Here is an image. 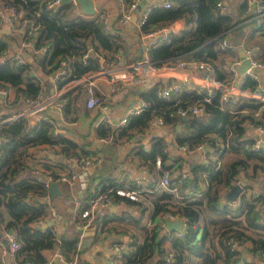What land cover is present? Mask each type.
Listing matches in <instances>:
<instances>
[{
    "label": "trees",
    "instance_id": "obj_1",
    "mask_svg": "<svg viewBox=\"0 0 264 264\" xmlns=\"http://www.w3.org/2000/svg\"><path fill=\"white\" fill-rule=\"evenodd\" d=\"M45 1L0 0V10L13 19H33L36 29L30 32L27 25H24L18 35H27L35 50L45 48L40 53V62L49 65V71L54 72L60 59H66L67 79L77 78L97 69L99 65L93 55L83 56L88 48L103 58L112 57L117 42L116 34H108L102 30L97 14L83 13L77 3L71 2L59 3L54 8L46 9ZM166 1L169 2L168 7L159 3L148 8L144 22L139 25L140 31L144 33L166 27L179 16L186 19L187 28L177 35L169 33L165 42L151 44L147 50L149 60L156 65L176 59L207 60L216 79L227 77V65L221 61L220 67L216 68L212 60L217 53L226 51L220 50L217 42L223 35L234 36L238 29L235 25L240 19L220 10L215 5L218 0ZM262 4L264 11V0ZM251 31H259L264 36V14L262 23L254 26ZM7 44L8 41L0 38V55ZM260 46L262 54L259 56L264 57V43ZM25 70L26 63L14 66L7 61L0 66V87L14 91L16 101L13 100L11 104L17 109L21 106V103L16 104L19 94L33 95L39 89L29 75L22 76L26 74ZM255 85L256 81L250 75H243L240 82L242 88L253 91ZM156 88L154 85L140 92L141 98L147 100L149 105L137 115L131 116L119 135L123 133V137H127L132 130L138 132L144 129L148 120L158 114L162 116L164 123H170L177 142L185 144L189 150L197 144H207L211 150H218L219 156L227 151L237 156L217 168L202 163L192 165L189 168L193 178L191 183L196 185L199 173L205 174L203 191L194 196L188 193L175 196L168 190H157L154 184L159 175V171H154L151 167L156 155L160 158L161 168L169 172L168 187L178 188L182 181L177 166L164 163L166 155L161 145L152 144L146 151L141 148L135 150L134 153L151 174L153 181L148 188H153L156 196L152 200V210L148 216V221L152 223L150 226L145 223L140 225L141 213L133 216L125 214L127 223L131 226L132 223L135 224L142 238L140 241L136 238L134 229L129 233L124 231L127 247L120 264H146L145 260L153 255L158 257L155 263L161 264V257L165 252L164 239L159 234L160 224L155 222L157 216L165 210L173 211L186 219L181 236L172 238L167 245L173 253L170 264H235L237 259L242 260L241 264H247L240 258L237 250L228 249L224 241L229 237L248 240L253 250L264 253V207L258 204L259 201L262 202V197L251 194L247 196L245 191L240 192L237 200L235 199L237 205L229 207L224 194L235 181L247 174V168H250L252 175L258 172L262 174L264 171V148L252 149L254 140L245 136V127L249 124L253 126L256 122L252 115L260 101L239 97L237 100L219 102L215 94L204 103L201 113L182 119L174 114V108L178 105H190L199 100L201 95L181 92L176 98L164 100L156 96ZM76 92L83 95L81 88ZM8 102L7 96L3 98L0 110ZM1 112L2 117L11 114L10 111ZM168 112L172 114L168 115ZM176 124L179 125L177 131ZM51 129L52 125L40 117L16 116L0 124V230L2 234L3 231L12 232L20 244V248L13 254V264H43L44 252L54 245L66 259H69L68 253L76 252V237L60 236L57 239L49 228L41 229L33 225V221L46 213L47 205L42 200V196L46 195V187L38 175L30 172V165L25 161L28 148L40 144L57 145L58 152L67 159L69 156L85 157L83 152L86 149L80 148L77 151L76 148L88 144L77 143L72 138L58 134L52 135ZM109 129L99 125L94 128V132L102 136ZM110 184L102 185L100 192H105ZM139 199L123 201L138 203ZM174 199L175 203L170 201ZM144 208L141 205V210ZM196 221L201 222L198 228L192 227Z\"/></svg>",
    "mask_w": 264,
    "mask_h": 264
},
{
    "label": "crops",
    "instance_id": "obj_2",
    "mask_svg": "<svg viewBox=\"0 0 264 264\" xmlns=\"http://www.w3.org/2000/svg\"><path fill=\"white\" fill-rule=\"evenodd\" d=\"M163 1L164 0H138L137 5L140 2L144 3L140 5L137 11L136 5L129 20L124 24H119L116 20V13L119 11L116 0H91L95 15L100 12H105L106 23L113 27V30L116 32L115 36L117 37V42H133L138 50L143 46L152 44L154 40L153 36H143L137 26L136 19L138 17V11H141L146 6L150 7ZM67 2H70V0L59 1V3ZM220 2L222 3V11H227L233 18L238 17L240 19L239 23L235 25L238 29L234 36L231 37L230 34V39L233 37L239 38L241 48L257 43L259 45V55H261L262 50L260 44L264 43V36L259 31H251L254 24L251 17H246L242 14L240 1L220 0ZM6 17L7 16L1 13L0 10V38L8 41L7 47L4 50L9 53L17 51L23 58V63H26V74H22V76L29 75L31 80L38 84V90L43 93L51 92L55 87L52 81V70L49 71V65L40 62V53L42 51L40 52V50L33 49L32 44L30 46H23L21 40L24 34L20 37L18 33L22 31L24 26L18 27L14 23L10 24L7 22ZM166 28L169 30L170 34L177 35L187 28L186 19L179 16L173 19ZM238 32L241 34L239 35ZM7 34H10V36H6ZM36 52H38V54ZM235 57H238L237 51L232 46V48L226 49V51L217 53L212 63L216 65V68H219L221 61L227 65L228 62ZM253 72L256 77L255 90L264 95V68H258ZM243 75L244 74L238 75L236 86L241 87L240 82ZM196 76L197 72L195 69L184 67L169 74H164L161 71L160 74L150 75L143 81H135L122 86L114 92H109L104 85V81L98 80L93 86V90L107 103L111 117L117 119L122 116L125 110L133 105L137 99H143L139 95L140 92L145 91L151 86L156 85L159 87L170 80H181L185 77L195 78ZM243 89L249 90L248 88ZM76 94L77 92L75 95ZM75 95H73V99L74 97L78 98L80 103L74 104L73 107L72 104H70L71 107L69 108L70 105L67 107L66 110L68 115L66 119L61 120L57 110L53 107L42 112L39 116L41 119H43L42 117H46L52 127L56 129V133L52 135L58 134L65 138H72L74 141L81 144L88 142V144H84L83 147L78 146L79 149L76 148V150L78 151L80 148L83 150L86 149L83 155H97L99 157V160L86 170L88 173V180L86 189L83 191L82 197L80 198H85L93 192H100V187L102 185H107L109 183L121 184L125 180L131 183L140 180V185L144 188L139 194L140 199L138 203L113 201L92 218L96 219L94 224L92 223V219L88 223L83 222L77 216V211L72 202L68 186L66 183L55 179L56 175L60 172L74 167L73 161H68V159L63 158L58 152L57 145L40 144L35 147H30L28 148V155L25 160L26 163L30 165V172L38 175V178L43 182L45 187L48 181H56L59 191L58 194L55 195H48L46 191V195L42 196V200L47 205L46 213L43 217L33 221V225L41 228V225L46 223L45 227L49 228L57 239H59L60 236L64 238H77L75 246L76 252L68 253L69 259H66L60 253L56 245L47 249L44 252V256L45 260H49L48 264H65V261H71L73 259L76 262L75 264H108L111 254L110 245L114 243V241L127 240L124 231L129 233V231H133L134 229L136 238L139 241L142 238V235L138 234L135 224L132 223L131 226V224L127 223V219L124 218L125 214L128 213L133 216L141 213L140 225L146 223L149 218V213L152 210V200L156 196L153 193L154 189L150 188V186L148 188V185L151 184L153 180L151 174L146 170L145 164L137 157L134 151L140 148L146 151L152 144L161 145V149H164L166 155L164 163L170 166H177L182 175V184L185 179H188L190 182L192 181L193 178L189 168L194 164L203 162L210 148L208 147L207 153L203 150H181L179 147L181 143L177 142L175 134L170 129V123H165L164 125L147 124V127L144 129L138 132L132 130L129 136L123 137V133H121L122 135L118 133L126 126V123L119 128L109 129L105 135L98 136L94 132L95 127L93 125L97 110L95 108H85L82 104L83 96L81 94ZM14 96V91L8 90L7 99L9 102L7 104L5 103V107L0 110V117H2L1 111H10L11 114L6 117H11L22 109V102L21 104L19 101L16 102V104L21 105L18 109L13 106L14 104H11L13 100L16 101ZM0 102L2 103L1 99ZM244 112L246 113V111ZM255 120H258V118H255ZM245 131V136L252 138L256 144L264 142V133L254 129L250 125L245 127ZM259 147L264 148V144ZM59 155L61 158H59ZM152 169L154 171L156 170L153 167ZM246 173L247 174L242 175L238 181L244 184L246 190L249 191L251 189L254 196L260 195L262 197V202L259 201L258 204L264 207V179L262 174L258 172L252 175V173H250V168L246 169ZM48 175L51 176L50 179L47 178ZM154 184L158 188L157 190L168 192L167 189L159 187L156 181ZM246 195L248 196L249 193H246ZM170 201L176 202L175 199ZM141 205L145 207L143 210H141ZM48 208H52V215H49ZM159 226H161L159 234L163 235L166 231L162 225ZM4 239V234H2L0 230V264H13V255L8 253V246L4 244ZM237 252L240 258L247 264H264V253L259 250H253L248 240L242 241L239 244ZM58 255L62 256V258ZM157 258L158 257L155 255L150 256L145 260V263L154 264Z\"/></svg>",
    "mask_w": 264,
    "mask_h": 264
},
{
    "label": "built area",
    "instance_id": "obj_3",
    "mask_svg": "<svg viewBox=\"0 0 264 264\" xmlns=\"http://www.w3.org/2000/svg\"><path fill=\"white\" fill-rule=\"evenodd\" d=\"M60 0H46L45 8H54L59 5ZM76 0H70L71 3H75ZM242 6V14L246 17H251L254 26H257L263 21V4L262 0H258L255 4L252 0H239ZM138 0H130L129 2H124V0H116V5L119 11L116 13V20L119 24H124L129 20L133 10L137 5ZM169 2L164 0L161 2V6L168 7ZM215 5L222 10V3L220 0L215 2ZM149 6L144 7L141 11H138V17L136 19V24L139 27L140 24L144 22L145 15L148 11ZM98 20L101 23V28L105 33L116 34L113 27L106 23L105 12H100L97 14ZM7 22L14 23L18 27L27 25L29 31H34L36 29V24L33 19L27 17L12 18L6 17ZM167 27V26H166ZM166 27L157 28L142 33L143 36H153V43L165 42L168 39L169 30ZM23 46H30L32 43L29 37L24 36L21 40ZM152 43V44H153ZM151 44L143 46L140 50L137 49L135 43L133 42H116L114 46L113 55L111 58H103L101 55L94 54L90 48H88L83 56L93 55L97 61L99 67L95 70L88 71L86 74L77 77L67 79L68 69L66 64V59H60L58 65L52 73V81L54 82V89L49 93H43L38 90L33 95L25 96L19 94V102L22 104V109L16 113V115L11 117H0V124L4 121L12 119L16 116L25 117H40L39 114L46 111L47 109L54 108L58 112V116L61 120L67 118V107L71 104V100L76 91L81 88L83 96V105L87 109L95 108L97 110L96 118L93 121L94 127L99 125L107 126L110 129H116L125 125L129 118L133 115H137L144 109L148 107V101L145 99H137L136 102L129 106L127 110L122 114V116L114 119L109 113V107L107 103L93 90V86L98 82V80L104 81V85L109 92L117 91L122 86L128 85L135 81H143L148 76L153 74H160L161 71L164 74H169L178 69L188 67L190 69H195L197 76L195 78H183L181 80H170L157 87L155 94L158 98L169 100L171 98H176L181 92L200 94L201 98L190 105L181 106L178 105L174 108V114L179 117H187L191 115H197L204 110V103L209 100L211 95H217L219 102H224L227 100H237L239 97L251 98L260 101V105L257 110L253 112L254 118H258L253 126L249 124L254 129L264 133V95L260 92L254 90L249 91L243 89L242 87L236 86V81L238 73L236 71V66L240 63L238 57L233 58L227 64V74L228 76L224 79H216L213 75L212 66L207 60H197V59H176L167 60L161 64H153L147 54V50ZM217 47L220 50H226L232 48L231 39L229 35H223L217 42ZM45 48L42 47L40 52ZM253 50L250 56H247L248 67L245 69V73L250 75L255 81L256 77L254 70L258 68H264V57L259 55V45L257 43L242 48L243 52L245 50ZM10 62L14 66L21 65L23 63V58L16 51L9 53L6 50L0 55V66L4 65L5 62ZM57 83V84H56ZM8 90L0 87V99L2 100L7 96ZM172 112H168L171 115ZM259 115L256 116V115ZM41 118V117H40ZM43 120L49 123L46 117H42ZM149 125H164V121L161 115H153L148 120ZM51 133L55 134L56 129L52 127ZM202 144H197L193 148L196 151H202ZM180 149L183 151H188V147L185 144L179 145ZM259 147V144L253 143L252 149ZM164 152V149H162ZM190 151V150H189ZM207 153V152H205ZM212 157V159L209 158ZM68 161H73L74 167L68 168L64 172H60L56 175L55 179L66 183L69 189V193L72 197V202L77 211L78 218L88 223L97 213H99L106 205L112 203L113 201L121 202L126 200H137L140 191L144 188L141 186L140 180H136L131 183L128 180L123 181L121 184H110L106 187L105 192H93L85 198L82 197L83 191L86 189V184L88 180L87 169L99 160L97 155H87L85 157L69 156ZM205 166H212L217 168L220 166V156L218 150H211L206 154L205 160L201 162ZM153 168L159 171L156 183L159 187L167 189L172 192L175 196L183 195L185 193L198 195L203 191L205 187V174L203 172L199 173V179L195 184L185 179L183 183L175 187H168L169 172L166 169L161 168V162L159 156H155L152 162ZM262 177L264 179V171L262 172ZM51 178L50 175L47 177ZM153 181V180H152ZM151 181V182H152ZM235 183L240 184L237 180ZM254 195L253 191H249L243 188V192ZM226 205L229 207H234L237 205V201H230L226 199ZM49 215L53 214L52 208H48ZM179 220L181 222V229L178 231H169L163 234V248L165 252L161 257V264H170L172 261L173 253L167 248L168 243L174 237H179L182 234L184 223L186 219L182 216L177 215L173 211L165 210L160 215L157 216L156 222L163 226V220ZM34 223V222H33ZM146 226H150L152 223L147 221ZM201 222L196 221L192 224V227H200ZM4 238L7 242L8 253L13 255L16 250L20 248L19 242L15 239L14 234L10 231H4ZM242 241L237 238L229 237L224 241L225 245L230 250H237L239 244ZM127 247L125 240L114 241L110 245V261L108 264H120L121 257L124 249ZM60 258L62 256L58 255ZM49 260H45L43 264H48ZM242 260L237 259L235 264H241ZM24 264H30L25 262ZM65 264H75V260L65 261Z\"/></svg>",
    "mask_w": 264,
    "mask_h": 264
},
{
    "label": "water",
    "instance_id": "obj_4",
    "mask_svg": "<svg viewBox=\"0 0 264 264\" xmlns=\"http://www.w3.org/2000/svg\"><path fill=\"white\" fill-rule=\"evenodd\" d=\"M76 3L78 5V7L80 8V10L83 13L86 14H93L95 11L92 7V2L91 0H76ZM144 3V2H140L137 5V9L136 11L139 9L140 5ZM6 30V29H4ZM238 34L240 35L241 33L238 32ZM231 44L232 46L235 48V50L237 51V55L238 58L240 59V63L236 66V71L238 73V75H242V74H246L244 71L245 69L248 67V59L246 57L242 58L243 55V50L240 47V39L237 37H233L231 38ZM182 119H185L187 117H181ZM178 124L175 125V129L176 131L178 130ZM264 144V142L259 143V146H262ZM208 146L207 144H203L202 146V150L204 152H207ZM59 158H61V156L59 155ZM244 188V184L243 183H234L233 185H231L227 191L224 194L225 199L230 200V201H234L236 199V197H238L239 193L241 192V190ZM46 191L48 195H55L58 194V189H57V182L56 181H48L46 183ZM96 222V219H92V223L94 224ZM46 224V223H45ZM45 224L41 225V228L45 227ZM163 228L165 229V231L169 232V231H178L181 229V222L179 220H168L165 219L163 220ZM4 244L7 245L6 240L4 239ZM7 248V246H6Z\"/></svg>",
    "mask_w": 264,
    "mask_h": 264
},
{
    "label": "rangeland",
    "instance_id": "obj_5",
    "mask_svg": "<svg viewBox=\"0 0 264 264\" xmlns=\"http://www.w3.org/2000/svg\"><path fill=\"white\" fill-rule=\"evenodd\" d=\"M25 72H26V70H25ZM75 95V94H74ZM72 99H73V97H72ZM72 101V100H71ZM80 103V101L78 100V98H74L73 99V101H72V107H73V105L74 104H79ZM71 107V105L69 106V108ZM256 116H258L259 117V115L257 114ZM255 119V118H254ZM237 155L235 154V153H231V152H225L222 156H220V161H221V163H220V166H222L223 165V163L225 162V161H227V160H229V159H232V158H234V157H236ZM209 158L210 159H212V157L211 156H209Z\"/></svg>",
    "mask_w": 264,
    "mask_h": 264
},
{
    "label": "clouds",
    "instance_id": "obj_6",
    "mask_svg": "<svg viewBox=\"0 0 264 264\" xmlns=\"http://www.w3.org/2000/svg\"><path fill=\"white\" fill-rule=\"evenodd\" d=\"M252 2L255 4L256 2H258V0H252ZM252 51H253V50H247V49H246V50L243 52L242 58L247 57V56H250L251 53H252Z\"/></svg>",
    "mask_w": 264,
    "mask_h": 264
}]
</instances>
